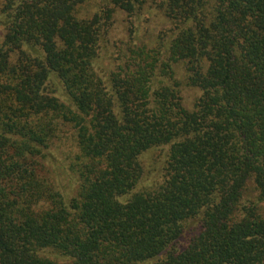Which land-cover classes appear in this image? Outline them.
I'll use <instances>...</instances> for the list:
<instances>
[{
    "label": "trees",
    "instance_id": "1",
    "mask_svg": "<svg viewBox=\"0 0 264 264\" xmlns=\"http://www.w3.org/2000/svg\"><path fill=\"white\" fill-rule=\"evenodd\" d=\"M85 2L0 0V264H264V0Z\"/></svg>",
    "mask_w": 264,
    "mask_h": 264
},
{
    "label": "rangeland",
    "instance_id": "2",
    "mask_svg": "<svg viewBox=\"0 0 264 264\" xmlns=\"http://www.w3.org/2000/svg\"><path fill=\"white\" fill-rule=\"evenodd\" d=\"M97 2L98 0H86V4L84 5L85 10L83 11V13H85L84 15H91L96 10ZM1 38L2 30L0 28V40ZM103 64H105V62H103ZM75 152H77V148L69 140L62 139L57 142L55 146H51L48 150V155L53 154V158H50L49 156L45 158L46 165L53 163L54 167L52 168V172L54 171L53 174L55 175V179L57 178L59 183H61L64 188L62 190L67 195L72 194L76 186V179L68 170L69 158H72Z\"/></svg>",
    "mask_w": 264,
    "mask_h": 264
}]
</instances>
